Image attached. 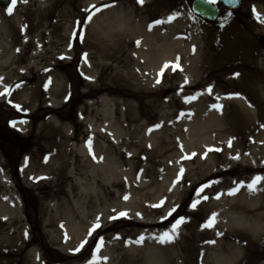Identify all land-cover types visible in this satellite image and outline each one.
<instances>
[{"label":"rangeland","instance_id":"1","mask_svg":"<svg viewBox=\"0 0 264 264\" xmlns=\"http://www.w3.org/2000/svg\"><path fill=\"white\" fill-rule=\"evenodd\" d=\"M78 1L80 0H76L75 7H71L77 18L70 17L65 21L58 30V34L53 31L41 36L39 31L44 28L27 32L29 38L35 37L34 42L40 39L43 44L41 52L44 54L47 51L43 56L39 53L31 59L26 55L27 62H19L11 66L13 69L4 70L9 83L19 79L20 82L12 85L8 93L0 95V165L2 168L0 171L13 185L19 203L18 218L21 221L19 223L17 220L15 223L19 231L13 234L18 235V244L14 245L11 238L8 243L14 246L10 245L8 248L12 254L6 257L0 256V260L4 264H87L92 259L96 245L102 237L103 244L99 256L107 257V260H100L98 264H128V259L133 255L147 261L149 253L154 257L149 255L151 261L159 262L167 252L165 247L168 245H171L170 250L175 248L182 252L177 235L171 242L164 243L160 242L158 237L163 232L170 231L171 225L179 217H184V221L194 219L191 214L197 211L203 199L202 196H197V190L204 184L222 182L210 192H206L211 199L220 201L225 200L227 196L230 197L228 190H232L235 186L249 189L248 184L254 177L264 176V171H259L253 166L264 165V157L257 163L248 157H243L245 155L243 151L249 150H219V146L216 145H203L202 150L190 147L192 145L190 140H195L197 136L190 134L189 121L192 118L185 115L186 110L180 107L181 100L178 95L180 89L175 88L182 79L180 65L177 62L180 58L172 57L170 61H162L163 64L156 73L157 65L150 66L151 78L142 83L137 77L146 72L149 58L141 56L145 55L150 47L143 45L137 39L141 36H134L131 39L132 46L128 47L124 56H121L123 62L117 63L115 58L99 59L102 67L95 72L92 82L85 78L80 68L83 63L88 65L87 59L92 56L91 52L95 51L90 41L93 40L91 32L94 33L97 28L93 19L99 12L92 16L90 22L87 17L95 9L85 12V17L81 18L82 14H79L76 9ZM120 1L123 2L120 7L131 11L132 21H135L137 26H142L143 30L149 33L158 30L162 35L168 34L167 32L171 29L176 30L171 33L176 34L174 39L179 38L185 41V44L193 43V47L198 42L202 47L200 50L209 46L210 40L205 32L216 35L234 23L241 25L248 19L256 21L253 8L258 5L264 10V0H244L242 6L237 9H227L218 3L225 20L223 24H211L203 22L192 12L193 0H142V3L139 0H118L113 4ZM51 5L52 0H27V2L18 0L12 14L9 15L6 11L7 7L0 4V41L6 43L8 36L11 39L15 35V30L25 32L29 20L28 10L34 11L40 7L47 12ZM105 10L106 8L103 9ZM174 12H178L179 15L171 22H167L168 17ZM32 18L34 19V16ZM156 20L166 22L154 24ZM191 23L197 26L196 29L205 31L203 35L196 32L197 37H193L196 29ZM45 29L48 32L52 27L48 26ZM61 35L69 36L68 41L57 43L62 38ZM100 35L103 38L111 37L106 29L101 30ZM191 38H194V41ZM45 39L52 42L47 40L45 42ZM156 48L158 47L150 48V51L154 50L153 55L158 51ZM14 49H17V46L11 47L7 54ZM108 50L112 54L120 55L116 49L110 47ZM55 55L58 58L57 67L64 77L63 91L66 96L59 104L52 105V101L55 103L62 96L57 97L52 84L46 81L41 88L37 87L39 80L50 77L44 69L30 65L29 61L30 59L38 61L39 64L46 66L49 57ZM166 64L168 67L165 68ZM25 65H28V73L22 68ZM109 65L113 68H109ZM211 69L212 67L208 71ZM117 72H120L122 76L118 77ZM158 72L160 75L157 78ZM27 77L29 80L26 83L24 78ZM113 77H115L113 82L109 81V78ZM206 79V74L195 79L194 84L200 82L202 85L192 90L188 89L191 93L182 97L183 100L191 101L186 98L195 96L196 98L192 100L200 102L202 95L209 97L208 94L214 91L215 96L205 101L207 108L210 112L218 114L225 110L226 114L221 119L226 124H232L234 112H239L238 109L241 107L237 102L230 103L231 100H235L234 94L245 93L247 102L250 103L251 97L247 90H252L255 86L259 93L258 100L262 103L258 105V113H260L258 115L264 116V69L254 65L248 71L246 80L238 87L235 85L234 89L225 80L205 84ZM158 80L159 83H157ZM25 83L27 87L23 91L21 86ZM191 83L189 82V85ZM2 86L1 84L0 87ZM106 86L111 91L109 98L114 99L111 108L115 129L113 137L104 127V111H100L104 106L100 102L101 96L107 92H95L98 88H106ZM209 87H211L210 92ZM20 92L27 93L26 106L20 103V97H18ZM213 105L220 107L216 108ZM254 107L257 110V107ZM89 111L93 113L96 125H102V130L93 136L94 142L91 148L88 141L91 137L88 126L79 120V118L87 117ZM19 125H25V127L20 128ZM53 127H62L63 131L70 133L71 138L66 140L61 134L53 135ZM259 129L264 130V122L260 124ZM13 133L17 138L13 136ZM211 133L219 135L214 130ZM19 137L29 140L31 143L29 150H25L18 143ZM224 139L226 140L225 148L232 146L234 148L233 136L225 134ZM62 143H66L69 152L74 155L69 158H73L78 164H82L84 158L75 150L82 148L83 145L87 144L86 148L89 150L85 154L92 159L95 156H89V152L96 150V145L103 148L116 147L119 150H108L111 151L110 155L116 163L114 179L111 183L103 184L110 193L98 196L87 185V181H81L83 182L81 184L73 182L77 185L76 196L71 197L68 205L63 206L56 213L47 209L56 198H51L48 195V189L44 186L46 182H50L55 185L54 188L57 187L56 176L53 172L46 175L42 170L51 171L57 167L59 156L63 152ZM165 145H167L166 148L162 150L161 147ZM52 146L57 149L50 150ZM214 147L218 149L215 150L216 154L209 156L211 151L208 149ZM204 148L207 150H203ZM249 148L253 149L252 146ZM237 154H239L238 159L234 158ZM226 157H230V161H227ZM39 158L43 159L40 168L34 169L32 173L28 171L30 160L37 161ZM52 158H54L52 165H48ZM181 169L184 170L182 174ZM226 169L230 171L229 174L219 173ZM23 170L27 171V178L22 177ZM215 172L216 174L213 175ZM262 181L264 183V180L260 182ZM160 190L163 194L155 198L154 196ZM126 196L127 199H125ZM168 199L169 204H166L165 200ZM196 200L199 202L193 208V201ZM153 205L160 206L153 207ZM172 208H175V211L168 215ZM65 211L66 214H64ZM120 212H126L127 215L119 216ZM97 217L100 218L102 227L89 235ZM110 217L116 218L110 219ZM7 218L10 217L6 216L4 220ZM12 218L7 220L10 225L13 223ZM72 221H75L77 225L81 224L84 231L80 238L70 242L71 233L66 224ZM149 222L151 224L145 225ZM183 223L179 225L177 232H180V226ZM2 231L6 234V230L0 228V232ZM141 237L143 240L137 243ZM85 240L87 243L80 247L81 242ZM77 248L79 251L76 250Z\"/></svg>","mask_w":264,"mask_h":264},{"label":"bare ground","instance_id":"2","mask_svg":"<svg viewBox=\"0 0 264 264\" xmlns=\"http://www.w3.org/2000/svg\"><path fill=\"white\" fill-rule=\"evenodd\" d=\"M118 0H80L76 7L81 18L85 17V12L93 10V5L97 7H102V3L110 5L106 7V10H102L97 14L93 19L94 23L97 24L96 30L91 32L92 41H90L92 47L95 51L91 52L92 56L89 57L88 65L82 64L80 68L81 74L92 82L93 75L95 72L102 67V62L98 61L99 59H111L115 58L117 63L123 62L121 56H124L128 51V47L132 46L131 39L134 36H141L139 41L143 45L152 47H158V50L154 55V50L151 49L141 56L142 58H149V63L146 66V72H144L140 77H137L142 83L148 81L151 76L150 66L157 65V68H160L163 64L162 61H170L172 57H179L181 62L180 72H182V79L179 85H176L175 88L180 89L178 95L180 96V107L185 109V115L191 116L189 121L190 134L192 136H197L195 140L191 141L192 148L196 150H202V146L216 145L219 146V150H249L243 151L245 155L243 156L250 158L252 161L260 162L264 157V130L259 129V126L264 122V116H259L258 105L262 104L258 100L259 93L257 88L253 86L252 90H247L251 102H247V95L241 93L239 96H234L235 100H231L230 103L237 102L241 105L239 112H234V123L226 124L221 117L224 116L225 110L220 111V113H213L207 108L205 101L209 100V97L215 96L214 91H211L206 95H202V101L197 102L195 100L184 101L182 97H186L191 93L188 89H194L202 85L200 82L193 83L201 75L207 76L205 84H210L213 82L226 81L233 86V89L243 83L246 80L248 71L255 65L264 69V22L260 21H251L248 19L242 24H232L230 27L221 30V33L214 35L212 32H205L210 40L209 46H205L200 50L201 45L197 42L196 46L193 47V43L185 44V41L179 38H173L175 35L171 34L176 30H169L168 34H160L158 30L152 31L149 33L143 30L142 26H137L135 21H132V12L121 8L120 3L113 4ZM76 0H52V5L47 9V12L40 7L36 10H28V25L25 32H20L21 30H15V35L8 40L6 43L0 41V93L4 92L5 88L12 89V85L20 82V79L9 83L6 78V72L4 70L13 69V65L18 64L19 62L28 61L27 58H33L37 54L44 55L41 52L43 49V44L40 39H37L34 42L35 37L29 38L28 31L38 30L39 28H44L39 31L40 35H45L55 31L58 34V30L63 26L64 22L67 21L70 17H76V13L71 7H75ZM87 9V11H85ZM255 10L264 18V10L261 6L256 5ZM30 11V13H29ZM98 13V12H97ZM34 16V19L32 18ZM54 18V22H51ZM77 18V17H76ZM49 22V25L47 23ZM192 24V23H191ZM51 26L52 29L46 32L45 28ZM193 28L196 29V25L192 24ZM54 28V29H53ZM173 28V26H172ZM106 29L110 32V39L103 38L100 35L101 30ZM63 31V30H62ZM203 33L202 31L196 29L193 37H197L195 34ZM62 38L57 41L60 43L64 40L69 39V36L61 35ZM52 42V40L45 39V42ZM194 41V38H191ZM136 42V41H135ZM102 43V45H100ZM212 44V45H210ZM17 46V49L12 50L7 54L8 50L11 47ZM100 48L97 50V48ZM116 49L120 52V55L117 53L112 54L109 52L108 48ZM32 48L34 50L32 51ZM146 48V47H145ZM202 48V47H201ZM140 54V53H139ZM142 55V54H141ZM153 55V56H152ZM17 59V61H16ZM30 59V65L34 67L44 69L50 78L41 79L37 82V87L41 88L43 82L52 84L56 91V96L61 97L57 102L52 105L59 104L61 99L66 96L64 94V77L61 75L60 70L58 69L56 63L57 56L49 57V62L44 67L39 64L38 61H32ZM97 60V61H96ZM55 62V63H54ZM107 65V64H106ZM28 65L22 66V68L27 72ZM113 68L112 65L108 66ZM212 69L208 71V69ZM206 72V73H205ZM118 77L122 76L120 72ZM238 75H235L237 74ZM113 78H109V81L113 82ZM26 83L29 80L28 77ZM187 81V82H186ZM128 83V80H126ZM189 82H192L189 85ZM22 85V89H26L27 85ZM21 85V83H20ZM227 85V84H226ZM100 87L95 92H107L103 93L101 96V103L104 105V127L109 131L108 133L113 137L115 135L114 123L112 121V105L113 98H109V89ZM22 91V92H23ZM18 95L20 97V103L26 104L27 93H22ZM24 94V95H23ZM237 99V100H236ZM253 101V102H252ZM47 103V102H46ZM253 103V104H252ZM257 107V110L254 106ZM239 105V106H240ZM238 108V107H237ZM98 110V109H97ZM90 111H92L90 109ZM88 112L87 117L79 118L82 122L86 123L88 126V131L91 135L89 140L91 144L94 142V135L99 133L102 130V125H96L95 117L92 112ZM99 111V110H98ZM97 111V113H98ZM52 117V116H50ZM49 117V118H50ZM215 121V123H214ZM20 128L25 127V125H19ZM216 131L219 135L212 134V131ZM61 134L66 138V140L71 138V135L67 131H63L62 127L56 128L53 127V135ZM230 134L233 136L235 145L230 148H225V139L224 135ZM156 137V135H153ZM202 136V137H200ZM260 140H263L260 142ZM67 142V141H65ZM212 142V143H211ZM249 142V143H248ZM86 145H83V149L79 147L77 154L84 158L82 159L83 163L78 164L77 161H74V157L68 148L66 143H62L61 147L63 152L59 156V163L57 167H54L53 170L48 171L47 169L42 170L43 173L49 175L51 172L55 173L57 180V187L46 182L44 186L48 189V195L51 198H56L53 200L47 209L50 212H56L61 210L65 205H68L71 197L76 196L75 189L77 184H81V181H87V185L94 190L98 196H104L110 192L103 186V184L111 183L114 179L115 174V161L114 158L110 155L111 151L108 150H119L115 148H103L102 146L96 145L95 158L86 156L85 152L89 150L86 148ZM113 146V145H112ZM167 145L161 147L162 150L166 148ZM252 146L253 149L249 148ZM114 147V146H113ZM229 147V146H228ZM216 148V147H215ZM57 149V147L52 146L50 150ZM217 148H211L209 153L211 156L216 154L215 150ZM203 150H207L204 148ZM209 150V149H208ZM241 154V152H239ZM74 154V153H73ZM76 154V152H75ZM90 156V155H89ZM80 157V158H81ZM104 158V159H103ZM243 158V159H244ZM90 159V161H89ZM227 161H230V157L225 158ZM51 161L48 165H52L54 158L50 159ZM30 171L40 168L42 164V158H39L37 161L30 160ZM81 161V160H80ZM104 161V162H103ZM29 160L27 161V163ZM35 165V166H34ZM90 168L88 169V167ZM255 169L259 171H264V165L256 164L253 165ZM0 169L1 165H0ZM229 170H222L219 173L229 174ZM217 172V174H219ZM216 172L213 174L215 175ZM38 176V174H37ZM22 177L27 178V171H22ZM39 177V176H38ZM75 182V183H73ZM222 182H212L210 187L204 188L203 192L199 194V197H203L201 200L198 209L196 212H193L191 215L194 216V219L191 221H184L180 226V232H178V240L180 241V248L182 252L178 250L169 249L171 245L166 246L167 252L160 258L158 261H151L149 258L150 253L147 255V261L140 257L131 256L128 260V264H264V183L259 182L255 185L254 189H243L239 186L238 190L230 194V197L227 196L225 200H214L211 199L207 191H211L215 187L221 185ZM234 188H237L235 186ZM79 189V188H78ZM229 191V192H228ZM227 192L230 193V190ZM163 193L160 190L157 195L154 197L157 198ZM198 196V195H197ZM204 197H207L205 200ZM166 204H169V199L165 200ZM18 200L15 196V190L11 181L0 171V228L6 230L0 232V256L6 257L10 256L11 250L8 248L10 245L14 246L18 244V235H13L15 232L19 231V227L15 226V223H20L18 218L19 207ZM165 204V205H166ZM168 210H166L167 212ZM102 212V211H101ZM62 214V213H61ZM66 214V211L64 212ZM214 217V224L212 227H206V223L210 218ZM6 216L7 218L4 220ZM12 218L13 222L11 225L7 220ZM136 221L142 222V220ZM66 227L69 229L70 242L74 241L76 238H80L84 229L81 224H75L73 222H67ZM147 224H151L146 223ZM11 238L14 241V245L8 243L11 241ZM21 239V238H20ZM105 249V247H104ZM134 249V248H132ZM131 249V250H132ZM104 252V250H103ZM152 258L153 255H151ZM157 259V257H156ZM0 264H4L0 260Z\"/></svg>","mask_w":264,"mask_h":264},{"label":"snow or ice","instance_id":"3","mask_svg":"<svg viewBox=\"0 0 264 264\" xmlns=\"http://www.w3.org/2000/svg\"><path fill=\"white\" fill-rule=\"evenodd\" d=\"M17 2H18V0H10V3L8 4L7 9H6L7 14H9V15L12 14L15 6L17 5ZM23 2H27V0H23ZM139 2L142 3V0H139ZM219 2H221V0H202V3L203 4H205V5H211V6L217 5ZM223 2L224 3H232V0H223ZM92 7L95 9V11L92 12L87 17V19H88L89 22L91 21L92 16L95 15V13L100 12L102 10V7L103 8H106V7H110V5L104 4L102 7H97V6L93 5ZM85 11H87V9H85ZM193 11H195V9H193ZM253 13H254V15H255V17L257 18L258 21L264 22V18H262L260 16V14L256 12L255 8H253ZM178 15H179L178 12L172 13L168 17V21L167 22H171V20L175 19V17L178 16ZM165 22L166 21H164V20H156V21H154V24H162V23H165ZM137 43H139V42H137ZM85 56H86V54H85ZM164 67L166 68V67H168V65L166 64ZM161 72H163V69H161ZM235 75H238V73L235 74ZM0 79H2V78H0ZM157 83H159V80L157 81ZM208 90L210 92L211 91V87H209ZM9 91H10L9 88H5L4 92L3 93H0V95H4V94L8 93ZM234 95L235 96H239L238 93H236ZM195 98H196L195 96H191V97H187L186 99L192 100V99H195ZM17 107H19V106H17ZM213 107L219 108L220 106L219 105H213ZM22 122H24V121H22ZM13 123H15V122H13ZM229 146H231V141H229ZM89 148H91L90 141H89ZM209 150H211V149H209ZM234 158L238 159L239 158V154H237V156L234 157ZM180 171H181V174H182L184 170L181 169ZM261 180H264V176H256V177H254L253 180L251 181V183L248 184V187L250 189H254L255 185L258 182H260ZM241 184H243V182H241ZM210 186H211L210 183L209 184L202 185L197 190V195L199 196V194L201 192H203L204 188L210 187ZM238 188H239V186H237V188H233L232 190H230V194L231 193H234L235 191H237ZM125 199H127V196L125 197ZM204 199L206 200L207 197H204ZM198 202H199L198 200L193 201L192 207L195 208L196 207V204ZM161 203H163V202H161ZM159 206L160 205H153V207H159ZM174 211H175V208H172L169 211L168 215H171L172 212H174ZM118 215L119 216H126L127 213L126 212H120ZM214 217H215V214H213V217L210 218L209 221L206 223V225H205L206 227H212L213 226V224H214ZM115 218L116 217H110V219H115ZM184 220H185L184 217H179L178 219H176L175 222L171 225L170 231H165V232H163L162 234L159 235L158 239L160 240V242H162V243H164V242H171L175 238V236L178 234L177 229H178L179 225L184 222ZM100 227H102V225L100 223V218L97 217L96 222L93 224L92 229L89 231V235H91L93 231H95L96 229H98ZM142 240H143V237H141L140 240H137V243H140ZM85 243H87V240L82 241L80 247H83V245ZM102 244H103V238L101 237L99 243H97V245H96V248H95L94 253H93V256H92V259L89 260L87 262V264H98V262L100 260H105V261L107 260V257H101V256H99V252H100V248L102 247ZM76 250L79 251V248H77Z\"/></svg>","mask_w":264,"mask_h":264},{"label":"water","instance_id":"4","mask_svg":"<svg viewBox=\"0 0 264 264\" xmlns=\"http://www.w3.org/2000/svg\"><path fill=\"white\" fill-rule=\"evenodd\" d=\"M221 1L223 2V0ZM4 2H8V0H4ZM240 3L241 0H232V3H224V4L229 7H237L240 5ZM193 9H195L194 11L195 13L201 15L205 19L213 20L218 15V8L216 6L205 5L202 3V0H195L193 3ZM218 19L221 20V18Z\"/></svg>","mask_w":264,"mask_h":264}]
</instances>
